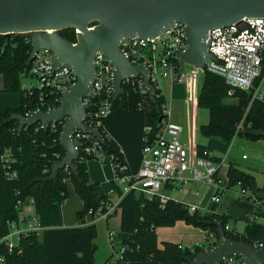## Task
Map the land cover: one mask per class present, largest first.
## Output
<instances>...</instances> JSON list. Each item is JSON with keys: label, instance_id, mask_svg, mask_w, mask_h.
<instances>
[{"label": "trees", "instance_id": "obj_1", "mask_svg": "<svg viewBox=\"0 0 264 264\" xmlns=\"http://www.w3.org/2000/svg\"><path fill=\"white\" fill-rule=\"evenodd\" d=\"M59 33L75 42L74 28L63 29ZM29 38V33L0 34V75L3 81L0 88V156L8 150L13 159L8 170L0 159L2 264H95L97 230L95 223H86L88 211L105 210L104 203L121 194V189L113 178L110 180V193L105 192L99 183L90 181L86 162L91 157L82 159L79 156L75 161V173L70 168H63L55 178H50L51 164L64 155L58 140L61 123L49 126L47 130L36 123L17 132L18 121L10 116L13 113L26 115L41 106L39 91L28 94L21 86V74L28 68ZM123 90V94L115 100L111 114L102 119L98 129L104 136V152L126 166L125 175L135 176L141 163L145 138L153 139L161 127V104L165 97L160 91L153 100L145 96V108L138 109L137 104L143 96L125 85ZM43 100L58 106L51 96L43 94ZM249 101V92L233 88L222 77L204 70L197 105L207 109L209 119L200 125L201 134L217 136L226 144L237 135L251 140L264 139L250 134V131L264 129V110ZM95 103L96 99L91 100L86 111L95 109ZM42 108L45 109V106ZM204 148L207 147L198 145V152ZM7 171H15L16 176L8 178ZM227 177L229 187L240 182L249 190L264 191V183L258 187L251 174L243 172L233 163L229 164ZM67 181L72 183L74 192L82 201L81 209L76 212L77 225L74 227L63 226L62 205L68 197ZM30 198L33 200L34 216L43 229L21 233L9 251L2 238L10 230L9 223L19 221L22 206ZM118 206L121 221L117 240L124 250L115 259L110 257L102 264H188L197 252L217 245L215 223L220 221L224 227L230 218L218 210V203L211 201L205 211L194 209L190 213L189 207L180 201L168 198L161 206L157 196L148 198L134 191L126 193ZM257 215L264 217V209ZM177 221L205 231L208 244L184 247L179 243L163 241L159 245L156 229L172 226ZM246 221L242 232L225 229L226 236L252 245L263 241L264 222L255 218Z\"/></svg>", "mask_w": 264, "mask_h": 264}, {"label": "built area", "instance_id": "obj_2", "mask_svg": "<svg viewBox=\"0 0 264 264\" xmlns=\"http://www.w3.org/2000/svg\"><path fill=\"white\" fill-rule=\"evenodd\" d=\"M240 22L244 24L242 27L236 22L208 31L206 42L214 58L206 60L203 67L192 66L193 71L191 72L201 74L207 70L222 77L231 87L249 92L250 104L256 99L264 102V17H243ZM184 28V23L174 21L157 36L123 37L119 42L120 50L131 63H143L148 68L149 82L155 88L156 93L157 91L162 92L161 85L164 80L171 83H184L187 80L189 75L188 71H185L187 64H184L182 69L178 64V55L186 47ZM76 32L78 30L74 29L75 35ZM53 64V53L48 49L40 48L35 53L27 70L21 74V86L25 93L32 94L34 91H39L41 106L36 109L54 108L51 105L52 101L45 102L43 100V94L51 96L59 102L62 92L67 90L77 79L67 64L51 70ZM93 65L95 67V78L92 83L94 98H84V103L87 107L91 100L96 99V106L90 112L86 111L85 123L98 128L102 125V119L109 116L112 111L113 66L105 59L101 50L96 51ZM121 85L122 88L125 85L143 96L137 106L138 109H144L148 91L142 83V77L125 78ZM43 106L45 109L42 108ZM29 113L27 112L26 115ZM169 116L170 108L164 101L161 104V127L153 139L145 138V144L141 149V163L135 176L125 175L123 172L126 166L114 160L113 155H107L102 148V142L92 134L84 133L81 130L73 131V140L81 143L79 156H82V159L91 157L100 162L109 161L113 170V180L121 189V194L114 195L110 202L104 203L105 210L88 211L87 224L95 223L98 220H107L114 215L119 210L118 204L121 198L130 191L137 194L142 193L148 198L157 196L160 205H164L168 199L163 194L164 185L166 183L173 185L182 183L186 180V173H190L193 180L212 185L215 190L210 201L213 203L220 201V194L228 189V180L223 181L219 175V168L225 162V157L217 159L210 149L204 148L200 152H195L190 143L187 146L182 144L180 141L181 128L170 123ZM56 123H51L49 126L54 127ZM242 157L245 158V155ZM0 159L4 168L8 170L13 162L8 150L1 154ZM67 168L69 167H65V169ZM6 175L8 178H13L16 176V172L7 171ZM237 184L240 185L238 195L251 198L255 204L253 212L248 218L264 222V217L257 215V212L262 211L261 203L263 201L256 198L253 191L247 195V189L240 182ZM32 201L30 198L29 203L32 204ZM18 204L21 202L18 201ZM193 211L194 208L189 207V212L193 213ZM21 219L22 213H20L19 221ZM30 220L32 222L29 226L21 231L15 230L16 222L9 223L10 230L2 238L9 251L15 244L11 239L15 233L20 235L28 231L39 232L43 229L34 213ZM223 228L224 230L230 229L228 225ZM107 238L113 250L116 246L114 254L118 257L124 250V246L117 240V232L108 231ZM263 244L264 240L254 244V247H260ZM3 260L4 258L0 256L1 263ZM220 264L248 263L242 257L230 256Z\"/></svg>", "mask_w": 264, "mask_h": 264}, {"label": "water", "instance_id": "obj_3", "mask_svg": "<svg viewBox=\"0 0 264 264\" xmlns=\"http://www.w3.org/2000/svg\"><path fill=\"white\" fill-rule=\"evenodd\" d=\"M243 17H264V0H0V34L30 33L26 65L40 48L48 49L54 56L51 70L67 64L77 78L62 92L58 106L38 108L28 115L13 113L10 118L18 121V133L24 126L39 123L47 130L51 123L61 122L58 140L64 155L51 164L50 178L65 167L75 173L81 143L73 140V131L81 130L104 142L98 128L85 123L84 98H94L93 59L97 50L113 66L112 104L124 92L122 80L138 76L153 100L156 90L149 82L148 68L143 63H131L120 50L123 37H154L174 21L184 23L186 47L178 55L179 67H203L206 60L214 58L206 42L208 31L236 22L242 27ZM69 28L78 30L75 42L59 33ZM250 134L264 137V129ZM253 194L264 201V191ZM215 224L217 245L197 252L188 264H220L230 256L242 257L248 264H264V244L254 247L232 240L220 221Z\"/></svg>", "mask_w": 264, "mask_h": 264}, {"label": "rangeland", "instance_id": "obj_4", "mask_svg": "<svg viewBox=\"0 0 264 264\" xmlns=\"http://www.w3.org/2000/svg\"><path fill=\"white\" fill-rule=\"evenodd\" d=\"M185 71H188L189 75L184 83H171L164 80L161 85V91L170 108L169 122L176 124V126L178 125L181 128V143L187 146V140L188 137H190V140L194 142L192 145L195 146V143H197L196 140L200 142L203 138L200 132V125L208 122L209 114L207 109L197 105L198 91L201 84V74H193L191 72L193 71L192 66L190 65L185 66ZM1 82L2 77L0 76V84ZM261 105L264 110V103ZM227 153L229 157L228 159H230L234 165H236L243 172L249 173L254 177L258 187L263 185L264 139L251 140L246 138L244 135H237L233 138ZM243 155H245L246 158H242ZM222 157H224L223 153ZM89 160L91 161V159ZM102 165L106 168L111 167L110 163L107 161L103 162ZM224 169L223 164L219 169V175L223 181H225V175L223 173ZM194 185H196V183ZM187 186L189 185L186 184L182 188L185 189ZM205 187L206 185L201 183L200 187L196 189L199 191L198 193H202ZM239 189L240 185L236 184L232 187V190L226 191L224 195L221 196L220 202L218 203V209L219 211H223L230 215L227 224L230 228H234L236 231L242 232L247 222L246 219H248L253 212L255 204L251 198L239 196ZM67 190L68 197L63 203V209L66 215V220L68 221V218H70V222L75 225L77 224L76 209H80L81 199L74 192L73 185L70 181L67 182ZM168 190L169 189H163L164 192H168ZM175 190L180 193V188ZM175 190L170 193L175 195L173 194L175 193ZM193 190L195 189L193 188ZM251 193L252 190L247 189V195H250ZM178 197H181V194H178ZM261 207L264 208V201L261 203ZM120 221V212H116V214L109 217L108 221L98 220L95 222L97 230V236L95 238L97 248L94 254L95 264H102L110 257L115 259L113 252L116 250V246L114 250L110 246L107 238V232H118L120 229ZM31 222L32 220H30V223ZM174 225L161 227H174ZM189 225L190 224H186L184 222L175 226L171 231L174 234L169 237L162 235L163 231H161L159 229L160 227H158L156 229L158 244H162L163 241H181L184 245H192L196 243L197 245L200 244L206 246L208 241L205 239L202 229ZM190 233H193L192 237L186 235ZM16 239V235H13L12 241L14 243H16ZM0 264L2 263L0 262Z\"/></svg>", "mask_w": 264, "mask_h": 264}, {"label": "crops", "instance_id": "obj_5", "mask_svg": "<svg viewBox=\"0 0 264 264\" xmlns=\"http://www.w3.org/2000/svg\"><path fill=\"white\" fill-rule=\"evenodd\" d=\"M201 82H202V73H201ZM2 86H3V81L0 84V88H2ZM198 93H199V91H198ZM263 103H264L263 101L257 100V99L252 102V104L257 105L260 108H262L261 104H263ZM202 136H203V138L200 142L196 140L197 143H195V146L192 145V144H194V142L190 140V137H188L187 144L190 143L191 147L193 148V150L195 152L198 151V145L205 146L213 152V154L216 156L217 159L223 158L222 157V153H223V156L225 157V162L222 163V165L224 164V168H225L223 173L225 175V181H227L228 180L227 171L229 168V164L232 163L231 160L228 159L229 157H228L227 152L230 148V145H231V142L233 139L231 140V142L229 144H225V142L217 136H209V137L204 136V135H202ZM107 162H109V161H107ZM102 163L103 162H100L96 159H91V161L87 160L86 165H87L88 176H89V179L91 182L99 183L105 192L110 193V191H111L110 180L113 178V170H112V167L106 168L105 166L102 165ZM222 165H221V167H222ZM110 166H111V164H110ZM219 172H220V170H219ZM185 177H186L185 181H183L182 183L176 184V185H173L171 183H166L164 185L163 189H169V190H168V192L163 191V194L170 199H174V200H177V201H180V202L186 204L188 207H193L194 209L205 211L208 208L210 198H211L210 196H212L211 194L214 193L213 191L215 190V188L212 185L207 184L205 182L193 180L190 176V173H186ZM195 183H196V185H194ZM201 183L205 184L206 187L202 193H198L199 191L196 188L200 187ZM186 184H188L189 186H187V188L183 189L182 187L185 186ZM209 186H210V188H209ZM177 188H180V190H179L180 193L176 192L175 189H177ZM193 188L195 190H193ZM174 190H175V193H173V194H175V195H172V193H170V192H172ZM229 190H232V187L228 186V189L223 191L220 194V199H221V196H223L224 193L226 191H229ZM178 194H181V197H178ZM80 204H81L80 206L82 207V201ZM81 207H79V208L81 209ZM262 209H264V208H262ZM76 210L78 211L79 209H76ZM117 212H120V209ZM21 213H22V219L20 221H17L16 225H15V230H18V231H21V230H23L29 226V224H30L29 221H30L31 215H33V213H34L33 205L30 204L29 202L24 204L22 207ZM62 218H63V226H65V227H74L77 225V224L74 225L73 223H71L70 218H68V221L66 220V215L64 213L63 205H62ZM108 219L106 221H108ZM182 223H184V222L183 221H177L175 223L174 227L179 225V224H182ZM174 227H160L159 229L161 231H163L162 235H164L165 237H169L172 234H174L171 232L174 229ZM231 229H234V228H231ZM203 233H204V237H205V231H203ZM14 235H16V237H17V239H16V243H17L18 238H19V234L15 233ZM186 235L192 237L193 233L186 234ZM12 237H13V235H12ZM12 237H11V239H12ZM172 242L179 243L184 247H192L194 245H197L196 243H194L192 245H184L181 241H172ZM198 245H200V244H198Z\"/></svg>", "mask_w": 264, "mask_h": 264}]
</instances>
